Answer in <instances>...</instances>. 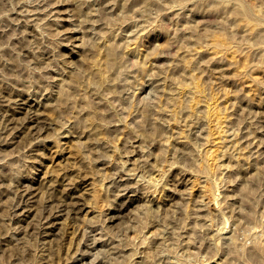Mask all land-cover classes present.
Returning a JSON list of instances; mask_svg holds the SVG:
<instances>
[{"label": "rangeland", "instance_id": "obj_1", "mask_svg": "<svg viewBox=\"0 0 264 264\" xmlns=\"http://www.w3.org/2000/svg\"><path fill=\"white\" fill-rule=\"evenodd\" d=\"M0 264H264V0H0Z\"/></svg>", "mask_w": 264, "mask_h": 264}, {"label": "bare ground", "instance_id": "obj_2", "mask_svg": "<svg viewBox=\"0 0 264 264\" xmlns=\"http://www.w3.org/2000/svg\"><path fill=\"white\" fill-rule=\"evenodd\" d=\"M112 55H113V54H112ZM110 58H112V57H110ZM111 61H112V59H111ZM63 205H64V204H63ZM63 205H62V206H63Z\"/></svg>", "mask_w": 264, "mask_h": 264}]
</instances>
